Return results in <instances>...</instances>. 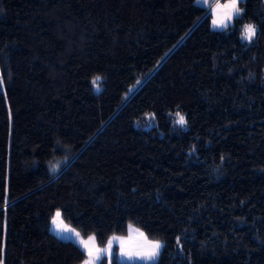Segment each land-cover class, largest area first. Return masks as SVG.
Returning a JSON list of instances; mask_svg holds the SVG:
<instances>
[{
    "label": "trees",
    "instance_id": "trees-1",
    "mask_svg": "<svg viewBox=\"0 0 264 264\" xmlns=\"http://www.w3.org/2000/svg\"><path fill=\"white\" fill-rule=\"evenodd\" d=\"M239 6L214 30L195 0H0V264H80L57 210L155 264H264V3Z\"/></svg>",
    "mask_w": 264,
    "mask_h": 264
},
{
    "label": "snow or ice",
    "instance_id": "snow-or-ice-1",
    "mask_svg": "<svg viewBox=\"0 0 264 264\" xmlns=\"http://www.w3.org/2000/svg\"><path fill=\"white\" fill-rule=\"evenodd\" d=\"M198 3L201 0H197ZM203 4H208V0H202ZM244 3V0H226L225 3H221L220 0H215V3L209 5L212 9V15L215 17L212 19V25L214 30H227L231 25L233 20L239 21L243 17V9L239 6L240 4ZM257 26L251 23L244 24L241 30V40L247 41L251 43L253 38L257 35ZM101 77L97 76L93 79L92 83L96 86V90L100 91L98 86V82L100 81ZM140 81H137L139 84ZM179 119L176 123L180 124L181 126L185 125V118L181 116L179 113L176 114ZM58 163L53 164L51 166V171L55 173L58 169ZM52 224L56 226V230L58 232H70L73 236L78 240L79 244L83 246L84 250L87 252L88 259L84 261V264H95L97 260L101 258L100 253L107 252L108 256L111 257V248L113 240L118 239L117 237H113L108 241L107 249H100L95 246V238L89 237L87 240L81 238L80 233L76 232L73 229H70L63 225V221L61 220V212L59 210L56 211L55 216L52 219ZM141 237L144 234L141 232L139 233ZM63 239H71L70 236L62 237ZM177 243L179 244V237L177 238ZM121 252L120 255L127 257L128 260L135 259H142V260H149V261H156L160 249L164 247L160 242L149 243L145 240L143 244H138L136 246L137 250H126L124 245L125 241L121 240ZM109 264H112L111 259H109Z\"/></svg>",
    "mask_w": 264,
    "mask_h": 264
},
{
    "label": "rangeland",
    "instance_id": "rangeland-1",
    "mask_svg": "<svg viewBox=\"0 0 264 264\" xmlns=\"http://www.w3.org/2000/svg\"><path fill=\"white\" fill-rule=\"evenodd\" d=\"M220 2L221 3H225L226 0H220ZM195 3L197 5L206 7V10H207V12L209 14L210 28L213 29L212 19H214L215 17L212 15V9H211V7H209V5L214 4L215 3V0H208V4H203L202 0H201L200 3H198L197 0H195ZM95 90H96V88H95ZM180 115L183 116L182 114H180ZM178 119H179V117L176 116V121H178ZM55 213H56V211L52 214V217H51L50 222H49V226H48L49 232L51 234H53L56 238L60 239V240L70 241L73 244H75V246H77L83 252V254H84V258H83L82 262L80 263V264H84V261L86 259H88L86 250H84L83 246L79 244L78 240L73 236L72 233H70V232H62V231L61 232H58L56 230V226L52 224V219L55 216ZM61 220L63 221V225L64 226H66V227H68L70 229L75 230L69 224H67L62 218H61ZM75 231L78 232L77 230H75ZM141 232L142 231H140L134 225L128 223L127 224V227H126V233L124 235H113V236H110L108 238V240L106 241V243L103 246H101V247L98 246L96 244V242H95V246L97 248L107 249L108 241L110 239H112L113 237H117L118 238V239L113 240L112 248H111L112 256L109 257L108 254H107V252H102V253H100L101 258L99 260H97L95 262V264H109V259H111V261H115L118 264H155L157 262L158 258H157L156 261H149V260H142V259H135V258L133 260H128L127 257H124V256H121L120 255V252H121V244H120V241L121 240L125 241V245H124L125 249L126 250H132V251L137 250L136 246L138 244H143L145 242V240L147 242H149V243L160 242L162 244L161 241H158V240H150L145 235L143 237H141L139 235V233H141ZM65 236H70L72 238L71 239H63L62 237H65ZM80 236H81V234H80ZM89 237H93V236H87V237L81 236V238H83L84 240H87ZM161 249H160V251H161Z\"/></svg>",
    "mask_w": 264,
    "mask_h": 264
},
{
    "label": "built area",
    "instance_id": "built-area-1",
    "mask_svg": "<svg viewBox=\"0 0 264 264\" xmlns=\"http://www.w3.org/2000/svg\"><path fill=\"white\" fill-rule=\"evenodd\" d=\"M262 3H264V0H261Z\"/></svg>",
    "mask_w": 264,
    "mask_h": 264
}]
</instances>
